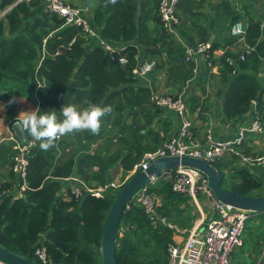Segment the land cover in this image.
I'll list each match as a JSON object with an SVG mask.
<instances>
[{
    "label": "trees",
    "instance_id": "16d2710c",
    "mask_svg": "<svg viewBox=\"0 0 264 264\" xmlns=\"http://www.w3.org/2000/svg\"><path fill=\"white\" fill-rule=\"evenodd\" d=\"M96 2L93 23L105 39L124 42L125 49L108 52L98 43L89 45L82 26L66 25L64 19L45 10L42 0H0L3 12L0 16V88L7 73L25 79L36 76L41 82L36 90L39 108L55 109L58 116L64 103L78 108L86 107L89 102L112 107L110 113L101 117L99 131L83 129L82 138L74 147L68 134L61 136L47 151L41 150L37 141L28 155V188L22 196L13 198L10 192L20 184L12 171L13 180L0 187L6 190L0 200V244L42 264H102L104 224L123 186L109 187L99 197L84 189L76 194L69 185L65 197L64 179L73 176L91 187L106 185L110 169H120L124 174L133 171L147 152L155 151L164 139H169L172 122L163 117L166 108L155 102L149 87L140 85V76L134 69L143 60L155 61L153 69H164L168 82L177 81L179 89L197 76L194 62L186 61L183 43L163 25L159 0L151 11H145L146 15L142 14L146 7L143 0ZM200 6L196 0H181L178 4L180 36L192 46L209 41L211 34L203 26H193L198 17L195 9ZM240 15L229 12V30ZM245 30V40L251 48L244 52L245 59L235 58L232 66L226 56L234 54L226 50L220 60L226 81L223 112L230 119L252 114L253 118L261 116L264 121V84L259 78L261 58H264L261 22L251 17ZM235 40L231 38L227 44ZM219 47L223 45L215 40L210 59L216 61L213 51ZM122 56L128 58L126 64L119 62ZM208 71L203 77L198 75L197 83L203 90ZM185 99L191 112L200 107L199 115L204 114L205 100L200 101L192 87ZM131 109L132 122L126 123L124 114ZM7 119L11 123L15 120L10 109ZM155 122H161L160 130H155ZM74 137L79 139L78 135ZM100 139L93 149L92 143ZM244 151L251 153V147L245 145ZM213 163L221 172L225 187L245 195L263 194L262 178L249 168L240 167L237 156ZM226 176L230 177L231 187L225 183ZM171 185L169 179L148 185L157 195L160 216L169 220L194 202L190 195L174 192ZM259 218L264 224V212L250 220L255 223ZM116 243L118 264H169L173 229L161 219H151L133 201L122 214ZM39 245L46 248L47 262L35 253Z\"/></svg>",
    "mask_w": 264,
    "mask_h": 264
},
{
    "label": "built area",
    "instance_id": "2783aa9c",
    "mask_svg": "<svg viewBox=\"0 0 264 264\" xmlns=\"http://www.w3.org/2000/svg\"><path fill=\"white\" fill-rule=\"evenodd\" d=\"M42 1L45 10L51 14H57L60 18L64 19L66 25L82 26L85 30L86 37L94 33L86 18V7L77 6L67 0ZM180 1L181 0H159L158 10L163 25L168 33L175 35L178 40L183 43L186 52V60L190 61L195 59L202 53L210 57L212 51L211 42H201L192 46L181 39L179 32L181 18L177 14ZM232 33L245 41L244 35L246 30L243 23L236 22L233 24ZM72 42H74V40ZM100 45L108 52H115L126 48V45L124 47H119L106 41L101 42ZM249 49L251 48H248L247 51H250ZM216 51H219V49ZM240 58L244 60L245 53H242ZM226 61L232 66L236 62L230 55L226 57ZM119 62L126 64L128 58L122 56L119 58ZM155 64V61L141 63L134 69V73L139 76H145L154 68ZM154 100L162 107L173 109L181 118V124L175 135L166 139L158 150L153 151V153H147L148 155L145 156L140 164H144L156 156L169 154H190L204 157L212 162L224 160L231 156H237L238 160L244 164H264V154L246 153L244 151L247 134L262 131L263 125L260 119L254 118L248 125L241 127L233 138L212 139L209 135V143L203 144L194 137L192 130L193 125L189 119V107L182 97L165 94L154 96ZM35 144L36 141L33 138L27 139L23 143L17 141V151L13 156L11 169L15 175L18 176L20 184L18 186V192L13 195V198L22 196L23 192L28 188V155L31 147ZM139 165H137L135 169ZM159 179H169L174 192L190 195L193 198V203L197 205L202 214H204V212L201 206V199L202 197L207 199L212 212L211 218L205 223L206 225L204 227H202L203 220L201 223L195 224L192 227L177 228L178 231L185 234V240L182 244H171L169 246V264H242L233 259V253L236 248L244 244V232L247 221L258 216L262 211L241 209L221 202L215 197L213 191L209 187L207 176L202 171L195 168L181 167L173 171L163 172L158 177L154 178L151 183H155ZM148 185L143 187L131 202L134 201L138 203L151 219H161V221L168 226L176 227L171 224L166 217L160 216L157 195L151 191ZM96 186L97 187L93 189L89 187H73V191L76 194H80L81 190L84 189L100 197L103 196L106 189L114 186V184L108 182L106 185ZM5 193L6 190L0 189V200ZM130 204L128 207H130ZM35 253L43 262H47L48 255L45 246L39 245ZM0 264L7 263L0 260ZM245 264H264V240L262 242V252L259 257Z\"/></svg>",
    "mask_w": 264,
    "mask_h": 264
},
{
    "label": "crops",
    "instance_id": "0c3cea01",
    "mask_svg": "<svg viewBox=\"0 0 264 264\" xmlns=\"http://www.w3.org/2000/svg\"><path fill=\"white\" fill-rule=\"evenodd\" d=\"M67 1L76 5H80L81 7H86V11H85L86 18L88 19L89 24L94 31L93 34L86 37L87 43L89 45L94 46L97 43L100 44L101 42L106 41L114 46L115 45L119 47L125 46L124 42H119V41L113 42L111 40L105 39L101 34L100 28L93 23L92 21L93 8L97 4L96 2L97 0H67ZM143 2L146 3L145 10L144 12H142L143 15L147 14L145 11L149 12L153 9L154 6H156V0H143ZM196 2L200 3L201 6L195 9V12L198 14L197 15L198 17H196V21L194 22L193 26L196 28L199 26H203L204 28H207L211 33L210 36L214 35V40L212 42L209 40V42H211L212 44L216 40L223 45V47L217 48L219 49V51H216L217 49H214L216 52L213 51L214 53L213 57L216 59V61H214L213 58L210 59V57H208L205 53L199 54L195 59H192L190 61L186 60L187 62H194L195 64L194 73L197 76H194V79L192 81H189L186 85L182 86L181 89H179L180 84L177 81L173 82L172 84L168 82V76L164 69H160V70L152 69L145 76H140L139 81H140V85L149 87L152 90L154 96H161L170 93L173 94L175 93L174 95H178L182 93V97L186 101L185 95L189 92V89L191 87L192 90L195 91L196 95L199 94V90L202 87V85L197 83L199 79L198 75L201 74L200 76L203 77V74H205L206 70L209 69L206 78L204 79L203 82V86L206 87L204 90L205 95L203 96V99L205 100V108H206L204 114L200 116L199 112L196 111L191 112L189 108V119L191 120L193 125L192 130L194 133V137L197 141H200L203 144H207L209 143V135L211 136L212 139L233 138L238 133L241 127L248 125V123L254 119L252 117V114L243 115L241 117H237L233 119L227 118L224 115L222 104H223V94L226 89V81L224 80L222 74V63L220 62V60L221 57L225 55L226 50H230L234 55L236 54L235 56L231 54L227 55V56L230 55L235 59L240 57L242 53H244L245 51H247L248 48H250L249 45L246 43V40L244 41L243 39L235 36L232 33V27L231 30H229L228 28L229 12L231 13L233 12L235 14L237 13L238 15L241 14L240 15L241 17L239 18L238 22L243 23L244 26L248 24V21L251 17H254L255 20H259L261 22L262 30H263V35L261 38L264 39V0H196ZM218 3H223L224 5L218 6ZM197 18L200 20H198ZM219 22H221L222 25H219ZM234 37L236 38L234 43L227 44L228 40ZM164 59H166L165 56ZM261 59L263 60V63L259 68L260 70L259 75L261 73H264V58ZM147 61L149 60H143L141 61V63H145ZM40 85L41 82L38 80L36 76L25 79V78H20L18 75H15L10 72L7 73V75L3 79L0 88V94L2 96V99L0 100V104L5 105V107L0 108V146L4 145L5 143L6 148H8L7 144L9 143L12 144L11 148H14V150L10 149L9 152H6V148L1 149L0 147V187L2 184L9 183L10 181L13 180L11 176L12 156L17 151L16 148L17 141L20 140L17 138V136H15V138L12 137L13 132L11 127V122L7 119V111L9 109L12 110L13 118L15 119L16 116L19 114V112L27 111L39 107V101L36 97V90ZM197 85H200L201 87L197 88ZM13 97H15V102L8 104L7 106V102ZM254 104L256 106L257 104L256 101H254ZM166 109L168 110H165V114L163 117L164 118L168 117V119H170L172 122V128L169 133L170 134L169 138H171L179 130L181 124V118L177 115V113L173 109L171 108H166ZM131 111L132 109L126 111V113L124 114L123 120L126 123L132 122ZM255 118L260 119L264 127V121L262 120L261 116H257ZM154 127L155 130H160L161 122H155ZM111 128L112 129L116 128L117 130V127H111ZM82 130L83 129L76 130L72 133H68V136L71 137L70 138L71 141L69 142H71L73 147L74 144H77L80 138H82V132H81ZM260 132L263 133L264 130L262 129V131L252 132L247 134L245 145L251 147V153L258 154L254 152V150L256 148L255 144L259 140L258 134ZM111 134L114 135L115 133H111ZM161 134H164L163 131H161ZM77 135L79 136V139H76L77 137H74ZM27 139L30 138L27 137ZM35 141L37 143V140ZM101 141L102 140L100 139L98 142L92 143L93 149L98 145L97 143H100ZM83 142H85V139H83ZM238 165L240 167L249 168L251 171H254L258 176L262 178L263 187L261 188V192L264 193V164L249 165L247 163L244 164L238 160ZM64 181L67 182V185H65V187L63 188V190H65L66 195L68 193L67 186L69 185L72 188L73 187L85 188L89 186L86 182L79 179L78 177L71 176L69 178L64 179ZM10 192H12L13 195L16 194L18 192V187H15ZM201 206L204 214L201 213L197 205L190 202L189 206L184 207L185 210H183L182 214L179 213L176 214V216L171 218V220L167 218V220L171 224L176 226V227L168 226L171 229H173V239H174L173 244L179 245L182 244L185 240V234H183L181 231H178L177 228L192 227L195 224L201 223V221L203 220L204 221L202 223V227L206 225L205 223L212 216L210 204L207 201V199L202 197ZM181 207L183 208V206ZM257 220L259 221L258 223L261 222L260 218ZM251 236L252 235H250V237ZM262 242L263 241H261V244ZM260 246L261 248L259 255L262 252V245ZM247 252H250L247 250V248L245 249L243 248V246L238 247L235 252V256L237 254L236 262L245 264L248 261L255 260L259 257L258 255L256 258L255 256H253V258L248 259V257L245 256V253Z\"/></svg>",
    "mask_w": 264,
    "mask_h": 264
},
{
    "label": "water",
    "instance_id": "95a60500",
    "mask_svg": "<svg viewBox=\"0 0 264 264\" xmlns=\"http://www.w3.org/2000/svg\"><path fill=\"white\" fill-rule=\"evenodd\" d=\"M209 40L212 42L214 35H211ZM12 129L20 141H26L25 133L20 132L13 125ZM181 167H190L202 171L207 176L208 185L215 197L221 202L241 209L264 211V193L245 195L225 187L222 174L212 161L190 154L159 155L144 164H140L116 195L103 228L101 241L102 264H118L116 255L118 227L122 214L136 194L163 172L173 171ZM111 178L110 169L107 172V179L110 180ZM0 260L7 264H42L30 257L9 250L2 244H0Z\"/></svg>",
    "mask_w": 264,
    "mask_h": 264
},
{
    "label": "clouds",
    "instance_id": "9594fccd",
    "mask_svg": "<svg viewBox=\"0 0 264 264\" xmlns=\"http://www.w3.org/2000/svg\"><path fill=\"white\" fill-rule=\"evenodd\" d=\"M13 102H15V97L7 103ZM3 107L5 105L0 104V108ZM111 111V105H100L94 102H89L84 108L64 103L59 110V116L55 109L41 110L37 107L19 112L13 121V127L39 141V148L47 151L65 134L81 129H88L93 133L98 132L101 117Z\"/></svg>",
    "mask_w": 264,
    "mask_h": 264
},
{
    "label": "rangeland",
    "instance_id": "374dc122",
    "mask_svg": "<svg viewBox=\"0 0 264 264\" xmlns=\"http://www.w3.org/2000/svg\"><path fill=\"white\" fill-rule=\"evenodd\" d=\"M2 11H0V16L2 15ZM259 78H260V81H262V83L264 84V73H261L260 75H259ZM198 87H201L200 85H197V88ZM194 93H195V91H194ZM170 94H172V96H178V97H182V93H180V94H178V95H174L173 93H170ZM205 95V92H204V90L202 89V87L200 88V90H199V94H198V96L200 97V101L203 99V96ZM183 98V97H182ZM187 106L189 107V105H188V103H187ZM200 107H198L197 108V110H196V112H199L200 113ZM166 110H168V109H166ZM126 113V112H125ZM12 125H13V123H11ZM12 125H11V127H12ZM115 129V128H114ZM263 130H264V127H263ZM12 132H13V138H15V133H14V131H13V129H12ZM258 137H259V140L256 142V148H255V150H254V152H256V153H259V154H264V132L262 133V132H260L259 134H258ZM166 139H164L162 142H161V144L159 145V147L156 149V150H158L161 146H162V144L164 143V141H165ZM19 142L20 143H23V142H25V141H20L19 140ZM11 145L12 144H7V147L8 148H6V144L4 143V145L3 146H0L1 147V149H7V150H14V148H11ZM155 150V151H156ZM16 153V152H15ZM153 153V152H152ZM149 154V153H148ZM148 154H146V156L148 155ZM15 154H13V156H14ZM13 156H12V163H13ZM11 167H12V165H11ZM135 171V169L133 170V171H131V172H129V173H127V174H124V172L122 171V170H120V169H114V170H111V175H112V178L109 180V183H113L114 184V186H111V187H113V188H116V187H119V186H121L122 184H124L125 182H126V180L132 175V173ZM252 173L254 174V175H257L254 171H252ZM258 176V175H257ZM225 183H226V185L228 186V187H231V181H230V177L229 176H226V180H225ZM87 187H89V188H96L97 186L95 185V186H87ZM62 194L63 195H65V196H67L66 194H65V190H63V192H62ZM259 221L257 220L255 223H253L251 220H248L247 221V223H246V229H245V232H244V239H245V242H244V244L242 245L243 246V248H247V250L248 251H250V252H247V253H245V256H247L248 257V259H250V258H253V256H255V258L259 255V252H260V248H261V246L260 245H262L261 244V241H263L264 240V225L262 224V222H260V223H258ZM258 223V224H257ZM255 224V225H254ZM122 234V233H121ZM250 235H252L251 237H250ZM250 237V238H249ZM249 238V239H248ZM248 239V241H247V243H246V240ZM236 250H237V248H236ZM236 250L234 251V253H233V259L236 261V257H237V254H236V256H235V252H236ZM235 257V258H234Z\"/></svg>",
    "mask_w": 264,
    "mask_h": 264
}]
</instances>
